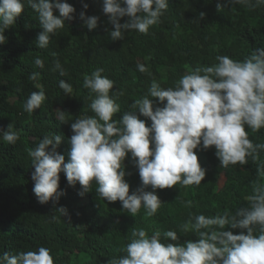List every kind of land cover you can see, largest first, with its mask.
<instances>
[{"label":"trees","instance_id":"trees-1","mask_svg":"<svg viewBox=\"0 0 264 264\" xmlns=\"http://www.w3.org/2000/svg\"><path fill=\"white\" fill-rule=\"evenodd\" d=\"M66 2L74 7V18L65 20V27L51 36L46 48L36 46L42 29L37 13L28 5L3 33L6 43L0 45V131L13 124L19 139L14 145L0 140V254L46 247L54 264H107L125 255L121 250L133 228H144L149 235L173 230L181 243L194 241L196 235L182 228L191 217L214 216L226 210L234 213L246 207L253 185L264 183V175L258 173L264 166V150H258L255 160L249 157L245 165L223 168L214 148L194 149L205 169L201 184L157 189L163 204L152 217H146L143 208L133 217L122 209L120 201L102 200L96 196L95 182L81 197L77 194L80 185L68 186L62 172L58 191L63 195L58 202L38 203L32 191L34 168L29 151L44 136L61 134L64 139L56 151L67 162L70 124L79 115H94L89 108L94 94L83 87L85 74L102 68V75L114 81L110 95L120 105V112L113 117L118 120L125 112L135 110L131 105L147 94L152 80L164 88L174 87L186 72L215 64L218 55L242 61L255 49L264 48V5L223 7L224 0H169L160 22L151 26L148 34L125 32L124 39L113 41L109 35L112 25L102 11L103 0H83L88 5L86 10L81 0ZM218 3L221 9H217ZM81 11L86 17H99L95 29L89 31L83 26L78 18ZM200 13H204L203 18ZM36 58L43 60L42 68L35 65ZM57 60L64 69L63 76L55 68ZM137 64H144L148 71L139 72ZM33 74H37L35 79ZM61 80L72 86L68 96L59 88ZM37 84L43 86L46 99L29 114L23 106L33 91H39ZM118 90L122 96L113 95ZM57 109L65 112L68 123L59 121ZM139 118L150 125L147 118ZM245 130L253 144H264V128ZM124 167L131 194L140 186V178L130 153ZM60 207L67 210L66 215L57 210ZM225 230L233 234L242 231L228 226Z\"/></svg>","mask_w":264,"mask_h":264},{"label":"clouds","instance_id":"clouds-1","mask_svg":"<svg viewBox=\"0 0 264 264\" xmlns=\"http://www.w3.org/2000/svg\"><path fill=\"white\" fill-rule=\"evenodd\" d=\"M81 3L86 10L88 5L83 0ZM168 4L169 0H103L102 11L112 25L110 39L122 40L125 32L132 31L148 34L150 27L160 22ZM237 4L255 8L264 5V0H224L223 7ZM25 5L37 13L42 31L35 42L42 49L48 46L51 36L65 27V20L74 18L75 9L66 0H0V45L6 43L5 29L15 24ZM221 8L218 3L217 9ZM203 16L200 13V18ZM123 17L128 19L121 24ZM78 18L89 31L98 26V16L86 17L81 11ZM215 59L217 62L211 66L183 74L174 87L164 88L152 80L147 94L131 105L135 110L125 112L118 120L113 117L120 112V105L110 95L114 81L102 75V68L85 74L83 87L94 94L89 105L94 115H79L70 124L67 162L56 151L64 139L61 134L44 136L29 151L34 168L32 191L38 203L58 202L63 195L58 191L62 172L68 186L80 185L79 196L89 192L95 182L96 196L102 200L120 201L122 209L133 217L141 208L146 217H152L163 204L157 189L201 184L205 169L194 149L214 148L223 168L245 165L249 157L255 160L264 144H253L245 129L256 132L264 128V48L255 49L242 61L226 55ZM34 63L44 66L40 58ZM55 68L65 75L58 60ZM137 69L141 73L148 71L144 64H137ZM36 87L39 91H33L23 106L29 114L46 99L43 86ZM59 88L66 96L73 91L64 80L59 82ZM113 95L122 96L123 92L118 90ZM56 113L61 123H68L65 112L57 109ZM137 113L150 120V125L146 126ZM13 128L9 124L0 131V140L14 145L19 135ZM129 153L140 178V186L131 194L124 167ZM258 173L264 175V166ZM149 187L151 191L146 190ZM57 210L67 214L63 207ZM226 226L242 231L233 234L225 230ZM182 228L193 232L197 239L181 243L173 230L149 235L144 228H133L129 242L121 250L125 255L107 264H264V183L253 185L246 207L234 213L226 210L214 216L196 215ZM0 264H54V259L50 249L39 247L16 254L4 252L0 254Z\"/></svg>","mask_w":264,"mask_h":264},{"label":"rangeland","instance_id":"rangeland-1","mask_svg":"<svg viewBox=\"0 0 264 264\" xmlns=\"http://www.w3.org/2000/svg\"><path fill=\"white\" fill-rule=\"evenodd\" d=\"M222 182H223V179L220 178V181H219V185H220V186H221Z\"/></svg>","mask_w":264,"mask_h":264}]
</instances>
